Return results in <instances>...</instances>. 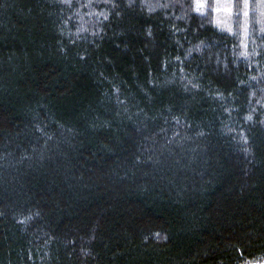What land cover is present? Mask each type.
Returning a JSON list of instances; mask_svg holds the SVG:
<instances>
[{"label":"trees","instance_id":"trees-1","mask_svg":"<svg viewBox=\"0 0 264 264\" xmlns=\"http://www.w3.org/2000/svg\"><path fill=\"white\" fill-rule=\"evenodd\" d=\"M198 3L0 0V264L264 263V0Z\"/></svg>","mask_w":264,"mask_h":264},{"label":"rangeland","instance_id":"rangeland-1","mask_svg":"<svg viewBox=\"0 0 264 264\" xmlns=\"http://www.w3.org/2000/svg\"><path fill=\"white\" fill-rule=\"evenodd\" d=\"M197 1H199V3L201 4V6H203L205 4L204 3V0H197ZM221 1L224 3V0H218V6L215 3V10H214V13L216 14L215 23L221 29L222 28L225 29L227 27H228V29H230L229 28V23H226L228 21L229 17H227L226 15H229V13L232 12V8H231L232 0H225L227 2V5L226 4H224V5H226L227 7H224V8H223L224 5H221L220 4ZM216 7H218V8H216ZM221 7H222V9H220ZM222 11H224L225 13L222 12ZM221 23H224V24L221 25Z\"/></svg>","mask_w":264,"mask_h":264},{"label":"bare ground","instance_id":"bare-ground-1","mask_svg":"<svg viewBox=\"0 0 264 264\" xmlns=\"http://www.w3.org/2000/svg\"><path fill=\"white\" fill-rule=\"evenodd\" d=\"M205 3H206V2H205ZM224 7H227V6L224 5L223 8H224ZM244 8H245V7H244ZM220 9H222V7H221ZM227 9H228V8H227ZM247 9H248V8H247ZM245 10H246V9H245ZM232 11H233V10H232ZM247 11H249V10H247ZM215 12H216V11H215ZM222 12H224V11H222ZM233 12H234V11H233ZM244 12H245V11H244ZM259 12H260V11H259ZM224 13H225V12H224ZM245 13H246V12H245ZM213 14H214V13H213ZM229 14H230V13H229ZM232 14H233V13H232ZM242 14H243V12H242ZM242 14H241V15H242ZM248 14H249V13H248ZM248 14H246V16H247ZM221 15H222V14H221ZM241 15H240V17H241ZM248 16H249V15H248ZM232 18H233V17H232ZM213 19H214V18H213ZM241 19H242V18H241ZM263 20H264V19H263ZM260 23H261V22H260ZM216 28H219V27L216 26ZM225 30H226V29H225ZM258 32H259V31H258Z\"/></svg>","mask_w":264,"mask_h":264},{"label":"water","instance_id":"water-1","mask_svg":"<svg viewBox=\"0 0 264 264\" xmlns=\"http://www.w3.org/2000/svg\"><path fill=\"white\" fill-rule=\"evenodd\" d=\"M264 264V263H263Z\"/></svg>","mask_w":264,"mask_h":264}]
</instances>
